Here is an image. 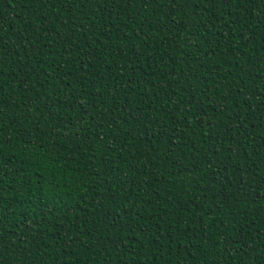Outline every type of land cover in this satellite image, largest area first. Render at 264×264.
<instances>
[{
	"label": "trees",
	"instance_id": "obj_1",
	"mask_svg": "<svg viewBox=\"0 0 264 264\" xmlns=\"http://www.w3.org/2000/svg\"><path fill=\"white\" fill-rule=\"evenodd\" d=\"M0 264H264V0H0Z\"/></svg>",
	"mask_w": 264,
	"mask_h": 264
},
{
	"label": "snow or ice",
	"instance_id": "obj_2",
	"mask_svg": "<svg viewBox=\"0 0 264 264\" xmlns=\"http://www.w3.org/2000/svg\"><path fill=\"white\" fill-rule=\"evenodd\" d=\"M58 171V170H57Z\"/></svg>",
	"mask_w": 264,
	"mask_h": 264
}]
</instances>
